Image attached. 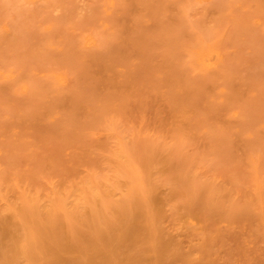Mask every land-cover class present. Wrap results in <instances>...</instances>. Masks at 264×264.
I'll return each mask as SVG.
<instances>
[{"label":"rangeland","instance_id":"374dc122","mask_svg":"<svg viewBox=\"0 0 264 264\" xmlns=\"http://www.w3.org/2000/svg\"><path fill=\"white\" fill-rule=\"evenodd\" d=\"M115 144L127 165L113 161ZM110 166L127 173L112 198ZM261 171L262 0H0L1 187L15 197L17 187L45 195L91 182L102 198L100 218L73 213L76 242L58 232L59 249L49 227L40 254L51 246L59 264H264Z\"/></svg>","mask_w":264,"mask_h":264},{"label":"bare ground","instance_id":"6f19581e","mask_svg":"<svg viewBox=\"0 0 264 264\" xmlns=\"http://www.w3.org/2000/svg\"><path fill=\"white\" fill-rule=\"evenodd\" d=\"M90 44H92V45H95L96 44V41L94 40V39H91L90 40ZM9 78H11V77H13V75L11 74V75H9L8 76ZM23 90L25 91V92H29V90H28V88L27 87H24L23 88ZM116 137H118V136H116ZM119 138V137H118ZM119 141H121V139L119 138L118 139ZM118 141V142H119ZM116 145V144H115ZM117 146V145H116ZM112 147H114V146H112ZM119 149H117V151H119V153L116 151V153L114 152L113 154V159L115 158V160H113V161H115V162H117L118 161V163L119 164H122V165H127V163L125 162V152L122 150V149H120V147L119 146H117ZM116 147V148H117ZM116 148H114V150H116ZM121 152V153H120ZM124 152V153H123ZM121 155V156H120ZM123 155V156H122ZM115 156V157H114ZM121 157V158H118V157ZM128 156V155H127ZM111 156H109V158H110ZM111 157V158H112ZM256 161V160H255ZM109 162V161H108ZM110 163V162H109ZM112 163H114V162H112ZM133 163V162H132ZM110 165H112L111 163H110ZM256 165V164H255ZM113 166V165H112ZM258 166V165H257ZM111 167V166H110ZM114 167V166H113ZM113 167H111L112 169V172H113V176H115V177H113L112 175V177H111V182H112V184H110V182L109 181H105L104 183L106 184V185H104V187L106 186V188H107V190L108 189H110L109 191H106V193H105V195H107L108 193H110L111 194V198H112V196L114 195V194H116V193H118L117 192V190H119V188H120V186L119 187H116V185L118 184L117 183V181H116V179L119 177L120 179L122 178V177H124V176H126L127 175V173L125 174L124 173V175H122L119 171H117L116 172V175L114 174L115 172V170H114V168ZM256 167V166H255ZM259 167V166H258ZM130 168V167H129ZM130 171V170H129ZM262 172V174H263V172L264 171H261ZM261 172H260V174H259V176L261 177ZM133 173V172H132ZM136 173V172H135ZM259 173V172H258ZM129 175V174H128ZM257 176V178L259 177L258 176V174H256ZM83 177V176H82ZM263 177V176H262ZM84 178V177H83ZM127 178V177H126ZM134 178V177H133ZM257 178L255 179V180H257ZM264 178V177H263ZM106 179V178H105ZM260 178H258V182H259V184L257 183V181L255 182L256 183V186H255V188L257 187V190H259V191H257V193L258 194H262V193H264L263 192V189H264V182H261V180H262V178L259 180ZM108 180H110V178L108 177ZM72 181V180H71ZM113 181H114V183H113ZM116 181V182H115ZM107 182V183H106ZM128 183H129V181H128ZM134 183V182H133ZM76 184V183H75ZM75 184L73 183V184H68L66 187H63V186H53V187H51L49 190L48 189H46V190H48V193H46L45 195H42V194H44L43 192H42V194H41V192L40 191H35V190H30L28 187H24V188H20V187H17L18 189H17V194H16V196L14 197L12 194H9L8 192H6L2 187H1V185H0V234L2 233V235L0 236V237H2V240H3V242H5V243H3L2 241V243L0 242V264H22V263H24V264H42V262H38L37 260H36V258H37V254L39 253V251L40 252H42L43 251V249H47V247H48V244L46 245V243H48L49 242V244H50V240L48 241V242H46V239L44 240L43 238H39V237H41V236H45V233H47L48 231L47 230H49V227H50V230H52V228L54 227V229L52 230V233H53V231H54V233H53V235L51 234V232H50V230H49V234L53 237V239H54V234H55V238L57 239L58 237L59 238H62V239H57L58 240V242L57 243H59L58 244V247H59V245H60V243H61V245H62V247H61V245H60V247H59V249L60 248H62V250L63 249H66L65 248V242H64V240H63V234H58V232L59 233H62V232H64V234H71V236L69 235V237L72 239L73 238V240H71L70 238H68L69 239V241L71 240L72 242L74 241V242H76L75 241V237L73 236V235H75V233H74V230H73V227H70V225L72 226V224H70L71 223V220H72V217H73V213H75V214H77V213H81V214H77V216L78 215H80V217H81V215L83 216V215H88V213H89V215H91V218H93V219H95L96 218V216H97V218L99 217V214L100 213H102V212H100L99 213V209L98 208H96L94 205H93V201L94 200H96L97 199V201L98 202H100V200L102 199V198H99L98 199V197H100L101 195V193H99V191H98V189L94 186V185H92V183L91 182H84L83 184H81V186H79L78 188L77 187H75ZM110 184V185H109ZM135 185H136V183H135ZM134 184L133 185H131L130 184V187H128V188H130V189H126V190H128L126 193H128V195L129 194H132L133 192H135V189H134ZM108 187H110V188H108ZM76 188V189H75ZM136 189H137V187H135ZM105 189V188H104ZM106 190V189H105ZM122 190V189H121ZM251 190V189H250ZM249 190V191H250ZM123 191V190H122ZM262 192V193H261ZM112 193H114V194H112ZM120 194L121 193H123V192H119ZM109 194V195H110ZM258 194H257V196H258ZM263 195V194H262ZM125 196V195H124ZM133 196V195H132ZM102 197H104V196H102ZM106 197V196H105ZM109 197V196H108ZM107 197V198H108ZM123 197V196H122ZM125 197H127V196H125ZM250 199H251V197H249ZM259 198H260V195H259ZM264 198V197H263ZM128 199H130L129 198V196H128ZM248 199V198H247ZM106 200V199H105ZM126 200V199H125ZM261 200H263L262 199V197H261ZM96 201V202H97ZM255 201V200H254ZM264 201V200H263ZM263 201H261V202H259L260 203V208L262 207V211H263V209H264V202ZM97 202V203H98ZM108 202V201H107ZM135 202V201H134ZM105 202L103 201V205H102V208H103V206H105V205H107V204H105ZM130 204V203H129ZM110 206V204H108V206L107 207H109ZM130 206V205H129ZM132 206V205H131ZM100 207H101V205H100ZM106 208V207H105ZM102 209V210H108V208L107 209ZM109 208H111V207H109ZM129 208V207H128ZM131 208V207H130ZM98 209V210H97ZM101 209V208H100ZM97 210V211H96ZM129 210V209H128ZM127 210V211H128ZM133 210V209H132ZM138 210V209H137ZM97 213H99V214H97ZM131 211V210H130ZM133 211H135V210H133ZM107 212V211H106ZM108 212H111V214H113L112 213V211H110V209H109V211ZM136 212V211H135ZM85 213H87V214H85ZM262 213V212H261ZM109 214V213H108ZM127 214V213H126ZM131 214V213H130ZM96 215V216H95ZM101 215V214H100ZM59 216H61L63 219V221L64 222H60V220L58 219V217ZM107 216H110V214L109 215H107ZM264 216V215H263ZM85 217V216H84ZM101 217V216H100ZM99 217V218H100ZM111 217V216H110ZM109 217V218H110ZM114 217V216H113ZM96 218V219H97ZM105 218V217H104ZM108 218V219H109ZM87 219H89V218H87ZM99 220V219H98ZM135 220V219H134ZM58 221V222H57ZM92 221V223H93V220H91ZM104 221H106V220H103V222ZM129 221V220H128ZM138 222V221H137ZM58 223H60V224H58ZM66 223V225H65V227L67 228L66 230L68 231H66L65 230V228H64V226H62L63 224H65ZM128 223V222H127ZM55 224V225H54ZM104 224H106V223H104ZM143 224V223H142ZM57 225V226H56ZM60 227H59V226ZM102 225V224H101ZM68 226V227H67ZM93 226H95V225H93ZM104 226V225H103ZM105 226H107V225H105ZM52 227V228H51ZM63 227V228H62ZM102 227V226H101ZM144 227V226H143ZM56 228H60L59 230L58 229H56ZM100 228V227H99ZM119 228V227H118ZM102 229V228H101ZM100 229V230H101ZM103 229H105V228H103ZM128 229V228H127ZM142 229V228H141ZM46 231V232H45ZM56 231V232H55ZM89 231V230H88ZM66 232V233H65ZM39 233V236H37V234ZM44 233V235H42ZM112 233V232H111ZM121 233H123V232H121ZM127 233V232H126ZM128 233H130V232H128ZM150 233H152V232H150ZM41 234V235H40ZM48 233H47V235H49ZM87 234H89V233H87ZM60 235V236H59ZM103 235H104V233H103ZM102 235V233H101V235L100 236H103ZM85 236H87V235H85ZM109 236V235H108ZM38 237V238H37ZM47 237V239H50V238H52V237H50V238H48V236H45L44 238H46ZM68 237V236H67ZM77 237V236H76ZM92 236H90L89 237V239H90V241L91 240H93L92 242L94 243V244H97V238H95V237H93V239L91 238ZM121 237V236H120ZM122 237H124V236H122ZM121 237V238H122ZM4 238V239H3ZM5 238H7V239H5ZM37 239H41L40 241L43 243L42 244V248H41V246H38V245H41V243L39 244H37V242L39 241H37ZM78 239V238H77ZM94 239H96V240H94ZM112 239H114L113 237H112ZM111 239V240H112ZM125 239V238H124ZM52 240V239H51ZM61 240V242H59ZM84 239L82 238L81 239V241L80 242H84L83 241ZM98 240H99V238H98ZM100 240L102 241V238H100ZM39 241V242H40ZM53 241V240H52ZM52 241H51V243H52ZM90 241H88L89 242V244H91L90 243ZM97 241V242H96ZM101 241H99L98 242V244L99 243H101ZM109 241V240H108ZM113 241V240H112ZM156 241V240H155ZM73 242V243H74ZM88 242L86 243V245H88ZM96 242V243H95ZM118 242V241H117ZM120 242V241H119ZM119 242H118V244L117 245H119ZM122 242V241H121ZM120 242V243H121ZM45 243V244H44ZM54 243H55V239H54ZM109 243H111L110 241L108 242V248H109ZM123 243H125V242H123ZM56 244V243H55ZM112 244V243H111ZM156 244V243H155ZM44 245H46L47 247H45ZM52 245V244H51ZM102 245H103V243H102ZM102 245H100L101 246V248H103L104 246H105V244L102 246ZM121 245V244H120ZM119 245V246H120ZM54 246V245H53ZM119 246H117L116 248H118ZM1 247L3 248V250L1 249ZM37 247H40L41 249H42V251H41V249L39 248V250H38V248ZM57 246H54V248H56ZM87 247H90L89 245L87 246ZM112 247H113V245H112ZM111 247V248H112ZM6 250H5V249ZM35 249H37L38 250V253L36 254V255H34L35 257H33V256H31V252H32V250L34 251ZM59 249H57V250H59ZM105 249V247L103 248V250ZM113 249V248H112ZM37 250H35V251H37ZM52 250V252H50V253H47L48 251H51ZM53 250H55V249H53V248H51V246H50V248H49V250H47V251H44V252H46V254L45 253H42V254H40V255H42L43 257H44V259L45 260H48V261H50V263H55L56 262V260H57V254H59V252L57 253V254H55L54 252H56V251H53ZM62 250H60V251H62ZM84 250V249H83ZM95 250V249H94ZM93 250V251H94ZM97 250V249H96ZM116 250V249H115ZM124 250V249H123ZM122 250V251H123ZM35 251H34V253H35ZM108 251V250H107ZM114 251V250H113ZM63 252V251H62ZM67 252H69V251H67ZM66 252V253H67ZM105 252V251H104ZM112 252V251H111ZM129 252V251H128ZM135 252V251H134ZM109 253H110V251H109ZM118 252H115L114 254L116 255ZM124 253V252H123ZM126 253V252H125ZM136 253V252H135ZM138 253V252H137ZM44 254V255H43ZM47 254H48V256H47ZM51 254V255H50ZM55 254V255H54ZM60 254H63V253H60ZM114 254H112V255H114ZM119 254V253H118ZM126 254H128V253H126ZM38 256V257H40V258H43L42 256ZM50 255V256H49ZM54 255V256H53ZM107 256L109 255L108 253L106 254ZM130 255V254H129ZM48 258H47V257ZM56 256V258H54L55 259V262H54V259L52 258V257H55ZM61 256H64V255H61ZM60 256V257H61ZM98 256V255H97ZM123 256V255H122ZM125 256H127V255H125ZM136 256V255H135ZM49 257H51L50 259H52L53 260V262H51V260L49 259ZM76 257V256H75ZM94 257V256H93ZM102 257V256H101ZM114 257H117V256H113L112 257V259L114 258ZM39 258V259H40ZM80 258H81V256H80ZM99 258V257H98ZM106 258V257H105ZM118 259H121L122 257H117ZM131 258V257H130ZM38 259V258H37ZM101 259H103V258H101ZM107 259V258H106ZM118 259H116V258H114V260H116V261H118ZM123 259V258H122ZM126 259H127V257H126ZM125 259V260H126ZM40 260H42L43 261V259H40ZM39 260V261H40ZM79 260V259H78ZM81 260H82V258H81ZM84 260V259H83ZM87 261H89L88 259H87ZM104 261V260H103ZM44 262V261H43ZM46 262V263H45ZM44 262V264H50L49 262H47V261H45ZM64 262V261H63ZM81 262V261H80ZM79 262V263H80ZM107 262V261H106ZM115 261H113V263H114ZM119 262V264H120V262L121 261H118ZM117 262V263H118ZM132 262V261H131ZM65 263V262H64ZM82 263V262H81ZM101 263H103V262H101ZM111 263H112V261H111ZM123 263H124V261H123ZM126 263V262H125ZM130 263V262H129ZM56 264H59V262H58V260H57V263ZM84 264H85V262H84ZM110 264V263H109ZM116 264V263H115ZM131 264V263H130Z\"/></svg>","mask_w":264,"mask_h":264},{"label":"snow or ice","instance_id":"6c2138e0","mask_svg":"<svg viewBox=\"0 0 264 264\" xmlns=\"http://www.w3.org/2000/svg\"><path fill=\"white\" fill-rule=\"evenodd\" d=\"M262 2H264V0H262Z\"/></svg>","mask_w":264,"mask_h":264}]
</instances>
